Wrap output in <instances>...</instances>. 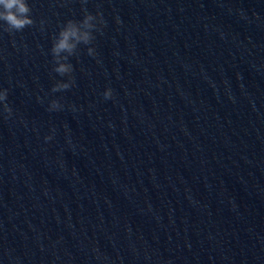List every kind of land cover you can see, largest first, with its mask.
Masks as SVG:
<instances>
[{
  "label": "water",
  "instance_id": "95a60500",
  "mask_svg": "<svg viewBox=\"0 0 264 264\" xmlns=\"http://www.w3.org/2000/svg\"><path fill=\"white\" fill-rule=\"evenodd\" d=\"M29 3L0 26V264H264V0Z\"/></svg>",
  "mask_w": 264,
  "mask_h": 264
},
{
  "label": "clouds",
  "instance_id": "9594fccd",
  "mask_svg": "<svg viewBox=\"0 0 264 264\" xmlns=\"http://www.w3.org/2000/svg\"><path fill=\"white\" fill-rule=\"evenodd\" d=\"M31 6L29 0H0V26L6 30L20 31L28 25L33 24V18L30 15ZM103 23L100 13H86L82 20L75 21L69 19L60 29L57 38L55 39L51 52L56 61L54 70L60 75L71 74L73 66L67 62V57L62 56V53L71 54L77 43H88L93 38V30ZM90 54H95L94 47H89ZM74 83L71 78L68 80L57 81L52 88V91L60 89H68ZM8 95L6 88H0V103H3L5 111L11 114V108L5 103ZM106 98L112 96V89L106 88L104 91ZM50 109H58L61 107L60 101L53 99L49 105ZM46 139H51L47 136Z\"/></svg>",
  "mask_w": 264,
  "mask_h": 264
}]
</instances>
